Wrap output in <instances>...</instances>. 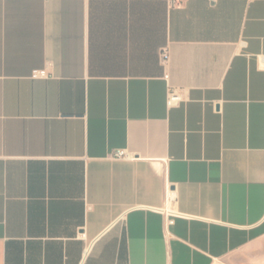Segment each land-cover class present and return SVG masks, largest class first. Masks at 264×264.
I'll return each instance as SVG.
<instances>
[{"label": "crops", "instance_id": "crops-1", "mask_svg": "<svg viewBox=\"0 0 264 264\" xmlns=\"http://www.w3.org/2000/svg\"><path fill=\"white\" fill-rule=\"evenodd\" d=\"M262 240L264 0H0V264Z\"/></svg>", "mask_w": 264, "mask_h": 264}, {"label": "rangeland", "instance_id": "rangeland-1", "mask_svg": "<svg viewBox=\"0 0 264 264\" xmlns=\"http://www.w3.org/2000/svg\"><path fill=\"white\" fill-rule=\"evenodd\" d=\"M224 264H264V240L233 255Z\"/></svg>", "mask_w": 264, "mask_h": 264}, {"label": "built area", "instance_id": "built-area-1", "mask_svg": "<svg viewBox=\"0 0 264 264\" xmlns=\"http://www.w3.org/2000/svg\"><path fill=\"white\" fill-rule=\"evenodd\" d=\"M168 1V5L170 8H177L180 7L184 0H167ZM169 60V52L168 50H164L161 53V62L163 65H167ZM48 76L47 71H34L32 74V77L34 79H38V78H45ZM181 102V98L178 95V92L174 89H169L168 91V95H167V105L169 108L172 107H176L179 103ZM120 155H122L123 153H119ZM170 224L173 223V221L169 222Z\"/></svg>", "mask_w": 264, "mask_h": 264}]
</instances>
